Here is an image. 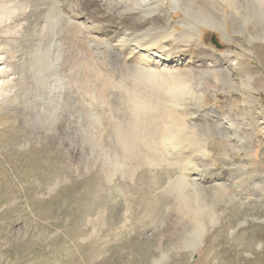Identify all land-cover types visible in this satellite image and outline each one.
I'll return each instance as SVG.
<instances>
[{"label": "rangeland", "instance_id": "rangeland-1", "mask_svg": "<svg viewBox=\"0 0 264 264\" xmlns=\"http://www.w3.org/2000/svg\"><path fill=\"white\" fill-rule=\"evenodd\" d=\"M234 2L201 1L204 14L217 11L224 23H199L191 34L217 58L248 60L255 83L245 92L236 90L223 70L208 79L200 102L204 118L196 125L199 139L177 141L173 161L161 150L162 137L156 139L158 165L152 170L147 169L152 158L144 166L137 156H121L109 137L119 106L112 99L129 82L130 69L96 46H62L80 34L60 23L57 54L41 61L47 71L36 85L43 97L58 92L57 107L18 104L15 91L8 94L9 104L0 100V264H153V258L154 264H264V187L255 181L264 178V1ZM253 11L262 13L261 22ZM169 12L176 32L185 31V11ZM259 25L261 34H251ZM28 53L16 67L23 86L43 69L27 67ZM182 105V113L170 103L163 109L187 119L191 101ZM206 111L228 119L245 113L248 137L239 139L236 156H226L229 140ZM136 147L140 157H148L141 143ZM188 159L204 175L203 183L185 175ZM178 179L185 181V195L177 203L167 201L163 194ZM218 185L226 191L219 194L220 218L212 227L205 210L197 218L195 212L201 199L215 202L211 193ZM195 221L207 230L196 249L171 245L169 237L179 242L197 233Z\"/></svg>", "mask_w": 264, "mask_h": 264}, {"label": "bare ground", "instance_id": "bare-ground-1", "mask_svg": "<svg viewBox=\"0 0 264 264\" xmlns=\"http://www.w3.org/2000/svg\"><path fill=\"white\" fill-rule=\"evenodd\" d=\"M201 1L203 0H0V100L9 104L8 94L15 91L18 104L39 103L48 109L57 107L56 104L60 102L55 99V94L58 92L55 90L51 97H43L36 85L41 78L45 79L47 71L48 65L41 61H50L52 55L57 54L59 26L63 23L77 30L80 36L75 41L61 44L62 46L79 50L96 46L101 53L121 60L123 66L133 74L128 83L120 85L118 97L114 95L112 99L119 106L113 110L116 115L112 119L109 137L121 156H137V162L140 161L144 166L152 158L153 166H147L148 170H152L158 165L155 140L162 137L161 150L167 161H173L177 141H191V135L196 139L200 137L196 132V125L199 119L204 118L200 102L205 93L204 83L208 79H216L220 70H223L230 86L243 92L251 88L256 80V70L248 60L217 58L212 52L206 51L191 34L199 23H224L223 17L221 16V21L220 16H217V11L210 15L204 14L200 8ZM228 1L235 4L234 0ZM237 1L245 3V0ZM262 1L264 0H259L258 3ZM251 6L255 4L251 3ZM176 8L183 9L187 16V20L182 23L186 30L179 33L171 22L172 15L169 12V9ZM253 12L256 20L261 22L259 19H263L262 13ZM38 30L41 32L35 36ZM250 33L261 34L260 25ZM39 49L43 53H38ZM25 51L30 56L28 68L35 66L40 70L43 65L42 70L32 72L30 86H23L21 75L16 73V67L20 65L18 61ZM44 84L48 86L45 81ZM187 93L190 94L189 97L185 96ZM20 94L23 96L19 97ZM246 96L248 97L247 94ZM182 101H191L192 110L190 109L187 119L163 109L164 104L170 103L173 111L182 113ZM126 104L132 106L122 111ZM86 108L88 114L94 117L91 107L87 105ZM205 115L216 121L229 140L230 150L226 156H236L239 139L243 142L248 137L245 135L248 125L245 113L240 114L237 119H228L214 111H206ZM189 116L192 117L191 121ZM165 140H172L173 143L168 147L162 146L161 143ZM137 142L145 147L147 158L138 154ZM190 145L194 147L192 142ZM227 166L237 167L228 163ZM183 169L186 176L203 183L205 177L193 160H185ZM255 181L264 187L263 177H256ZM219 187L218 185L211 193L215 202L210 203L211 199L202 202L201 199L195 212L197 218L199 211L205 210L203 217L207 218V224L212 227L220 218L217 211L219 194L226 191ZM185 188V181L178 179L169 185L163 195L168 198L167 201L177 203L183 199ZM188 211L187 216H190L191 209ZM193 225V232L198 231L197 233L189 238L182 237L179 242L169 237L171 245L192 253L200 238L203 240L207 233L204 223L195 221ZM158 243L161 244L160 241ZM155 259H152L153 264Z\"/></svg>", "mask_w": 264, "mask_h": 264}]
</instances>
